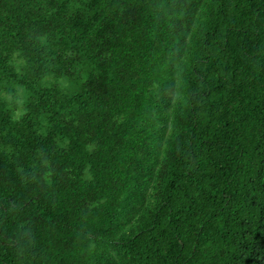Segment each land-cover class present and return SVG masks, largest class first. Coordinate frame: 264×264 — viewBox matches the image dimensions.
I'll return each mask as SVG.
<instances>
[{
    "label": "trees",
    "instance_id": "trees-1",
    "mask_svg": "<svg viewBox=\"0 0 264 264\" xmlns=\"http://www.w3.org/2000/svg\"><path fill=\"white\" fill-rule=\"evenodd\" d=\"M0 264H264V0H0Z\"/></svg>",
    "mask_w": 264,
    "mask_h": 264
}]
</instances>
